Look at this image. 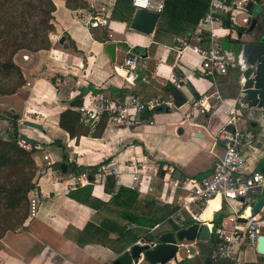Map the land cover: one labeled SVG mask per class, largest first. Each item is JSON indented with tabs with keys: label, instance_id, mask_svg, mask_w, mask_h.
<instances>
[{
	"label": "crops",
	"instance_id": "crops-1",
	"mask_svg": "<svg viewBox=\"0 0 264 264\" xmlns=\"http://www.w3.org/2000/svg\"><path fill=\"white\" fill-rule=\"evenodd\" d=\"M53 1L56 7L55 30L50 33L52 44L38 51L22 50L15 57L25 83L15 93L0 96V134L11 130V112L17 113L19 132L29 141L26 144L37 143L34 153L37 169L45 163L44 155L49 154L58 180L54 182L51 169L38 179L43 194L38 211L27 220L24 228L7 232L0 240V264H113L122 254L128 253V248L136 241L118 253L98 240L87 241L84 233L89 222L100 225L111 218L121 225L133 223L104 206L112 197V193L105 190L107 176H115L117 187H136L140 199H155L180 209L186 193L168 187L166 180L186 175L200 179L212 172L216 161L224 154L223 143L217 136L227 123L229 109L226 104L218 103L205 114L186 118V114L192 112V100L215 89L213 79L198 70V55L191 48L179 50L180 41L184 39L192 45L207 44L206 40L200 42L195 38L200 33L201 21L190 39L166 30L157 33L160 18L154 32L146 34L130 26L136 8L130 21H125L112 17L115 0H92V9L105 8L103 13L109 19L108 24L101 27L109 30L110 40L102 42L85 23V16L92 14L91 10L71 9L67 0ZM217 30L222 47L239 55L236 44L246 37L240 34L243 28L231 32L224 22ZM225 38L230 46L222 44ZM111 41L121 42L115 60L105 51V45ZM130 48L141 56L135 71L128 70L125 65ZM234 64L226 74L217 76V87L246 118L239 99L242 66L239 62ZM232 70L236 74L233 79ZM55 74H62V81L53 82ZM177 77H185L182 87L175 85ZM170 84L182 92L185 101L174 108L154 110L149 119H142L140 115L135 125L114 126L105 120L93 126L82 117L79 120L78 106L83 101L88 102L99 89L113 99L134 92L144 101L156 97L175 101L168 87ZM244 123L254 139L251 145L245 143L242 148L245 156L242 169L248 174L253 170L264 172V135H259L263 122L246 118ZM69 161L76 166H98L91 182L95 205L82 203L64 191L70 186L72 176H76L72 174ZM144 161L148 163L147 169L149 163H156L159 170L148 172L149 176L138 173L139 178L135 180L134 173ZM62 162L67 164L66 171L61 167ZM263 195L264 186L234 201L216 195L205 205H194L199 212L197 222L208 223L213 231L218 215L220 225L244 227L253 214L254 204ZM174 223L171 216L169 222L151 228L149 234H141L139 239L153 240L159 233L175 230ZM260 223V234H264V215ZM111 235L116 237L117 234L112 232ZM180 251L167 264H205V255L199 254L198 249L194 254L187 250V257ZM222 261L223 264H264V253L257 250V242L256 245L244 243L239 247L237 263ZM134 263L146 264L142 258L131 262Z\"/></svg>",
	"mask_w": 264,
	"mask_h": 264
},
{
	"label": "trees",
	"instance_id": "trees-1",
	"mask_svg": "<svg viewBox=\"0 0 264 264\" xmlns=\"http://www.w3.org/2000/svg\"><path fill=\"white\" fill-rule=\"evenodd\" d=\"M115 1L112 17L130 21L135 10L133 0ZM210 2L211 0H165L156 32L166 30L190 39L208 12ZM66 4L71 9L85 8L93 14L98 12L92 9L89 0H67ZM55 7L53 0H0V95L15 93L25 83L23 71L15 60L20 51H38L51 46L50 33L55 30ZM225 24L231 25L228 18H225ZM91 29L98 40H110L107 28L96 26ZM205 36L204 32L197 34L196 38L204 42ZM62 79V74L53 76V82ZM168 87L174 96V103L182 104L185 101L182 92L175 85ZM78 113L80 120L79 110ZM151 113L152 111L145 110L141 118L149 119ZM11 117V130L0 134V240L9 231L24 228L27 220L31 218L30 193L36 185L37 166L34 153L37 143L27 145L26 142L29 141L18 129V114L11 112ZM107 117L105 114L98 124L105 123ZM68 163L71 165L72 174L77 176L86 172L90 180L89 184L71 189L70 195L82 203L95 205L91 182L95 179L98 166H76L70 161ZM116 182L113 174L107 176L105 190L112 193V197L104 206L133 223L128 225L126 222L121 225L111 218L100 225L89 222L84 233L87 234V241L98 240L121 253L127 244L137 241L141 234H149L151 228L169 222L177 207L155 199H140L136 187H117ZM219 217L217 215L214 219L216 225L221 223ZM173 228L178 227L175 225ZM112 232L117 234L116 237L111 235ZM210 243L215 245V235H212ZM222 262V259L215 260V264H223Z\"/></svg>",
	"mask_w": 264,
	"mask_h": 264
},
{
	"label": "built area",
	"instance_id": "built-area-1",
	"mask_svg": "<svg viewBox=\"0 0 264 264\" xmlns=\"http://www.w3.org/2000/svg\"><path fill=\"white\" fill-rule=\"evenodd\" d=\"M93 6V1L89 0ZM250 0H211L209 10L201 19L200 27L197 34L206 31V45L191 44L188 40H181L180 51L191 48L199 57V71L203 75L210 76L213 79L215 89L206 91L199 97L192 100V112L186 114L187 119H192L199 114H205L213 108L215 104L224 103L228 106L229 117L227 123L221 128L217 139L223 143L224 154L213 166L212 172L202 178H196L186 175L182 178H169L166 180L168 187L179 188L186 195L184 201L174 214L173 220L178 228L186 227L189 221H196L199 212L194 205L207 204L213 197L221 194L226 200L234 201L241 197H245L255 188L264 186V172L253 170L249 174L242 169L245 156L242 148L245 143L252 144L254 135L244 123V113L237 108L236 104L228 102L223 97L221 90L217 87V76L226 74L229 66L235 63V52L231 49H224L219 42L220 33L217 29L228 18L231 22L229 30L236 32L238 28L246 29V25L250 23V10L247 5ZM256 3V0H253ZM135 8L149 9L161 13L165 0H133ZM105 8H100L96 14L85 16V23L90 27L105 26L108 24V16L103 13ZM217 24L218 26H216ZM196 34V35H197ZM196 38V37H195ZM199 41L198 38H196ZM141 56L134 52L132 48L128 49V56L125 59V65L128 70L135 71L140 62ZM185 77H177L175 85L182 87ZM28 84H30L28 82ZM0 102V111H1ZM157 107L174 108L176 104L170 98L156 97L154 99L144 101L136 93L128 92L119 99H113L108 96L102 89H99L93 97L87 102L83 101L79 105L78 110L82 119L93 126L98 124L106 114L107 120L111 125L116 126H132L135 125L140 115L145 110L154 111ZM37 148V145H36ZM45 163L41 164L35 176L36 185L30 193V216L36 215L43 194L38 186V179L52 173L54 182L58 177L52 169L53 160L49 154L44 155ZM141 163V168H137L134 173V179L137 180L138 173H157L159 167L156 163ZM106 169V166H103ZM151 173H148L149 176ZM73 180L70 186L64 189L66 193L76 186L85 185L90 182L86 172L80 175L72 176ZM264 215V204L260 207L259 212L253 213L248 217L247 223L243 226L234 225L226 227L225 225H217L212 231L216 236V243L212 245L210 257L213 261L226 259L232 263H237L239 259V247L244 243L248 245H256L257 238L260 234V219ZM149 243L152 247L156 245V240L139 239L136 244ZM131 250V247L128 248ZM189 252V251H188ZM138 263V262H137ZM135 264V263H134ZM163 264H167L163 263Z\"/></svg>",
	"mask_w": 264,
	"mask_h": 264
},
{
	"label": "water",
	"instance_id": "water-1",
	"mask_svg": "<svg viewBox=\"0 0 264 264\" xmlns=\"http://www.w3.org/2000/svg\"><path fill=\"white\" fill-rule=\"evenodd\" d=\"M247 8L254 11L255 3L253 0L249 1ZM159 18L160 13L158 12L136 8L130 26L132 29L150 34L154 32ZM256 23L257 16H254L250 29H253ZM240 34L242 35V32ZM63 39L65 36L62 37ZM262 42L260 44L243 43L238 58L242 66L239 99L246 111L247 119L263 122V128L259 135H264V39ZM119 44L121 42L111 41L105 45V51L112 60L116 59V49ZM121 71L124 73V70L121 69ZM161 108L157 107L155 110ZM61 167L64 171L67 170L65 162L61 163ZM263 204L264 195L254 204L253 213H257ZM211 237L212 231L208 223L195 222L186 227L159 233L153 239L157 241L153 247L149 243H135L128 253L122 254L113 264H128L140 258L146 264H163L174 258L183 246L187 247L191 254H194L198 249L199 254L205 255V264H214L209 255L212 248ZM257 250L264 253V234H260L257 238Z\"/></svg>",
	"mask_w": 264,
	"mask_h": 264
},
{
	"label": "flooded vegetation",
	"instance_id": "flooded-vegetation-1",
	"mask_svg": "<svg viewBox=\"0 0 264 264\" xmlns=\"http://www.w3.org/2000/svg\"><path fill=\"white\" fill-rule=\"evenodd\" d=\"M257 2H260L262 3V5L264 6V0H256ZM256 2V3H257ZM250 12H253V11H250ZM257 23L256 25L254 26L253 29H250L251 25L249 27H247L245 29V31H242V36L243 35H246L245 38H241L240 39V42L239 43H245V42H253V43H263V39H264V11H261L260 13H258L257 15ZM252 20H253V17L250 21V24H252ZM248 38H250L248 40ZM235 56H236V59H235V66L238 64L239 60V55L237 53H235Z\"/></svg>",
	"mask_w": 264,
	"mask_h": 264
},
{
	"label": "rangeland",
	"instance_id": "rangeland-1",
	"mask_svg": "<svg viewBox=\"0 0 264 264\" xmlns=\"http://www.w3.org/2000/svg\"><path fill=\"white\" fill-rule=\"evenodd\" d=\"M261 11H264V6L262 5V3H260V2H257V3H255V9H254V11L253 12H251L250 13V16H251V19H252V17H254V16H256L258 13H260ZM251 24L250 23H248L246 26L247 27H249ZM246 27V28H247ZM222 44L224 45V46H230V42H229V40H227V38H225L224 40H222ZM242 43H239V45H237L236 44V49L237 50H240L241 48H242ZM17 56V55H16ZM233 75H236L235 74V71H233L232 70V77H231V79H233L234 77H233ZM1 96V95H0ZM2 134V133H1ZM4 134V133H3ZM181 254H182V256L183 257H187V247H183L182 249H181Z\"/></svg>",
	"mask_w": 264,
	"mask_h": 264
}]
</instances>
